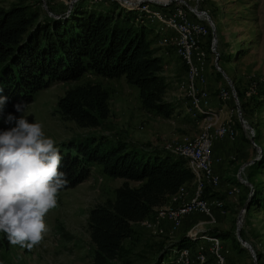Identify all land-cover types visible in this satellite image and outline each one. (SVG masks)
<instances>
[{"label":"rangeland","instance_id":"obj_1","mask_svg":"<svg viewBox=\"0 0 264 264\" xmlns=\"http://www.w3.org/2000/svg\"><path fill=\"white\" fill-rule=\"evenodd\" d=\"M14 1L0 0V8L7 9ZM78 1L82 2L28 0L27 3L57 14L68 11ZM111 1L119 4V0H85L83 3L106 8ZM189 3L195 5V0ZM121 9L124 10L123 7ZM197 9L206 11L213 23L217 65L232 81L241 117L250 127L254 144L259 147V151L252 147L247 137L249 130L241 128L233 112L231 120L236 130V140L215 141V149L220 156V162L217 163L220 166L215 167V170L220 176V183L215 189L207 188L205 194L207 198L220 199L225 213L220 215L213 209L215 222L204 223L201 228L206 227L204 232L208 235L215 232L225 234L224 237H218L224 264H264V0H199ZM201 21L207 24L204 18ZM148 36H151L150 32ZM210 41L209 29L205 39L207 51ZM150 46L161 58V74L168 82L164 97L175 106L171 116L164 117L144 111L137 88L127 84L122 76L108 79L90 73L74 81L56 82L38 90L27 103L24 115L29 122L41 124L45 136L53 139L56 146L63 142L93 138L135 149L165 150L166 145L196 136L203 125L202 117L192 119L184 112L183 100L176 90V80L184 73V66L169 47L153 46L152 43ZM212 59L213 55L209 54L206 75L214 107L219 103L216 98L218 88L227 87V84L221 72L212 66ZM86 82H98L108 93L109 114L97 128L78 127L72 121L62 119L57 112L56 100L63 91ZM226 107L232 108L233 101L229 100ZM7 127L0 122V128ZM247 161L250 163L240 171L247 184H240L236 195L227 196L226 189L236 179L238 167ZM92 167L84 181L58 193V206L45 217L49 231L40 244L27 250L19 245H11L6 240V244L0 247V264H90L93 246L86 231L87 212L93 205L112 199L113 189L124 181L107 177L96 165ZM128 183L136 185L131 181ZM186 184L185 189L190 194L192 179ZM252 195V203L246 205L241 213L238 232L240 238L250 245L253 258L234 236L236 216L246 198ZM203 217H188L187 221L184 218L173 234L168 232L164 220L154 223L151 228H142L134 223V234L123 241L122 252L113 263L153 264L157 255L166 256L167 252L164 251H168L194 223L206 220ZM198 243L206 245L203 240L195 244ZM172 254L173 251H170L169 257H164L161 264L170 262ZM208 264H214L211 256H208Z\"/></svg>","mask_w":264,"mask_h":264},{"label":"trees","instance_id":"obj_2","mask_svg":"<svg viewBox=\"0 0 264 264\" xmlns=\"http://www.w3.org/2000/svg\"><path fill=\"white\" fill-rule=\"evenodd\" d=\"M27 1L15 0L7 9L0 8V94L8 98L5 113L15 112V103L30 102L38 90L90 73L108 79L122 76L137 88L144 111L164 117L173 114L175 106L163 99L167 82L161 74V58L150 46V28L135 24L130 11L114 1L98 8L82 0L54 14ZM56 107L62 119L97 128L109 114L108 93L98 82L76 84L63 91ZM57 147L63 156L60 170L69 181L64 189L84 181L94 165L107 177L124 180L113 189L112 199L87 212L86 231L93 246L90 264H114L123 241L135 232L132 225L151 217L154 208L192 179L184 160L163 149H135L93 138ZM233 184L239 189L241 183L234 179ZM252 199L253 195L247 206ZM5 244L0 232V247ZM184 246L192 248L193 243L182 236L153 264H161L172 249Z\"/></svg>","mask_w":264,"mask_h":264},{"label":"built area","instance_id":"obj_3","mask_svg":"<svg viewBox=\"0 0 264 264\" xmlns=\"http://www.w3.org/2000/svg\"><path fill=\"white\" fill-rule=\"evenodd\" d=\"M198 1L195 0V5H191L190 0H119L121 8L132 12L135 24L150 28L151 36L148 38L153 46L169 47L180 60L184 73L176 80V90L183 100L184 112L192 119L202 117L203 121L201 131L196 136L164 147L172 155L184 160L185 167L192 174L191 193L188 194L186 186L181 185L168 197V205L154 208L152 217L136 223L142 228H151L154 223L164 220L170 234L175 233L182 220L192 213L205 216V223L215 222L213 209L220 215L225 213L221 200L216 197L203 198V191L206 187L215 189L220 183V176L214 169L220 158L211 154L213 143L219 140L233 142L237 136L231 120L236 110L228 87L218 88L216 98L219 103L212 106L206 67L209 54L214 59L215 51L210 42L209 51L205 49L209 26L201 21L203 17L194 10V7L198 10ZM229 100L233 101L230 109L226 107ZM249 132L251 130L247 137ZM238 191L236 184H230L226 194L233 196ZM202 224L194 223L184 233L193 246L173 249L169 264H208V256L214 259V264H224L220 239L206 234L201 228ZM200 240L206 245L195 244Z\"/></svg>","mask_w":264,"mask_h":264},{"label":"clouds","instance_id":"obj_4","mask_svg":"<svg viewBox=\"0 0 264 264\" xmlns=\"http://www.w3.org/2000/svg\"><path fill=\"white\" fill-rule=\"evenodd\" d=\"M7 99L0 94V122L9 126L0 128V232L9 244L31 250L49 231L45 217L69 181L55 141L29 122L23 101L13 104L19 115L5 113Z\"/></svg>","mask_w":264,"mask_h":264},{"label":"water","instance_id":"obj_5","mask_svg":"<svg viewBox=\"0 0 264 264\" xmlns=\"http://www.w3.org/2000/svg\"><path fill=\"white\" fill-rule=\"evenodd\" d=\"M194 10L195 12L202 16L207 25L209 26V29H210V34H211V46L212 48H214V43H215V33H214V26H213V23L210 19V17L208 16L207 12L204 11V10H196L195 7H194ZM217 53L215 52L214 53V59H213V67L216 71H219L221 72L222 74V77L223 79L225 80L226 84H227V87L229 88L230 92H231V95H232V98H233V101H234V107H235V110H236V118H237V121L239 123V125L241 126V128L245 131V130H249L250 131V127L249 125L243 120V118L241 117V113H240V109H239V106H238V103H237V97H236V93H235V90L233 88V84H232V81L222 72V70L220 69V67L217 65ZM248 140L249 142L251 143L252 147L255 148L257 151H259V147L257 145L254 144L253 142V135L251 134V132H249V137H248ZM250 161H247V162H244L242 163L238 169H237V173H236V180L241 183V184H247V182L241 177L240 175V171L241 169L249 164ZM249 197L246 198L244 204L242 205L241 209L239 210L237 216H236V225H235V229H234V236H235V239L236 241L239 243V245L243 248H245L250 256L253 258L254 257V254H253V251L250 247V245L248 243H246L245 241H243L240 236H239V222H240V217H241V213L243 212L245 206H246V203L248 201Z\"/></svg>","mask_w":264,"mask_h":264},{"label":"crops","instance_id":"obj_6","mask_svg":"<svg viewBox=\"0 0 264 264\" xmlns=\"http://www.w3.org/2000/svg\"><path fill=\"white\" fill-rule=\"evenodd\" d=\"M155 55H157V54H155ZM206 73H207V67H206ZM182 76V75H181ZM208 77V76H207ZM210 87V85H209V80H208V88ZM167 88H168V82H167ZM167 88H166V90H165V93H166V91H167ZM164 96H165V94H164ZM165 101H168V102H171L170 100H166L165 99V97L163 98ZM172 103V102H171ZM173 105H174V103H173ZM215 147H216V144H215V142L213 143V145H212V149H211V154H212V156L213 157H215L216 155H218V153H219V151L217 150V148L215 149ZM216 157H219L220 158V156L218 155V156H216ZM220 165H214V169H215V167L217 168V167H219ZM93 168V167H92ZM99 168V167H98ZM216 172H217V170H215ZM186 186H187V184H186ZM197 216H202L203 217V215L202 214H199V213H192V214H190V215H188L184 220L185 221H187V220H189L188 219V217H197ZM204 218V217H203ZM199 221H202L203 222V224L205 223V221L206 220H199ZM191 224L189 223L188 224V226H190ZM205 229V231H206V227L204 228Z\"/></svg>","mask_w":264,"mask_h":264}]
</instances>
